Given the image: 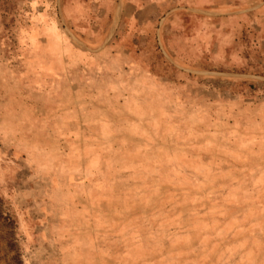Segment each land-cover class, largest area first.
<instances>
[{
  "label": "rangeland",
  "instance_id": "obj_1",
  "mask_svg": "<svg viewBox=\"0 0 264 264\" xmlns=\"http://www.w3.org/2000/svg\"><path fill=\"white\" fill-rule=\"evenodd\" d=\"M0 264H264V0H0Z\"/></svg>",
  "mask_w": 264,
  "mask_h": 264
},
{
  "label": "crops",
  "instance_id": "obj_2",
  "mask_svg": "<svg viewBox=\"0 0 264 264\" xmlns=\"http://www.w3.org/2000/svg\"><path fill=\"white\" fill-rule=\"evenodd\" d=\"M254 8H255V7H254ZM254 8H253V9H254Z\"/></svg>",
  "mask_w": 264,
  "mask_h": 264
}]
</instances>
